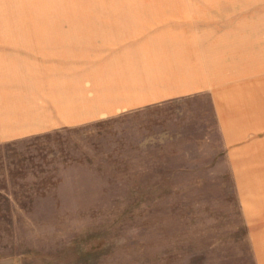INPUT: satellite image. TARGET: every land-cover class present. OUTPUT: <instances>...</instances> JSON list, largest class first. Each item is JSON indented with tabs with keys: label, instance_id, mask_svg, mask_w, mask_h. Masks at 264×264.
I'll return each instance as SVG.
<instances>
[{
	"label": "rangeland",
	"instance_id": "374dc122",
	"mask_svg": "<svg viewBox=\"0 0 264 264\" xmlns=\"http://www.w3.org/2000/svg\"><path fill=\"white\" fill-rule=\"evenodd\" d=\"M0 44L72 97L96 77L102 105L135 103L0 140V264H255L213 105L176 93L233 85L264 111V0H0ZM256 152L232 169L264 170Z\"/></svg>",
	"mask_w": 264,
	"mask_h": 264
},
{
	"label": "crops",
	"instance_id": "0c3cea01",
	"mask_svg": "<svg viewBox=\"0 0 264 264\" xmlns=\"http://www.w3.org/2000/svg\"><path fill=\"white\" fill-rule=\"evenodd\" d=\"M10 47L13 46L0 44V140L17 132L20 134L24 131H43L55 128L56 124L83 121L87 115L115 114L126 111L135 104L126 96L121 102L118 94L112 96L116 97V101H111L109 105L108 103L102 105L101 101L88 95V87L93 86L97 89L98 85H101L96 77L79 78V82L76 81L74 84L78 95L72 97L71 83L73 81L71 79L67 77L64 80L66 81L64 86L61 80L65 76L57 79L53 73L54 67H41L39 63H25L30 61L32 54L21 53L23 51L20 52V49ZM36 55L42 56L43 59L51 56L47 53ZM120 63L121 66L129 65L125 61ZM84 79H89L90 82ZM194 83L196 82L191 81L183 85L179 91L177 90L176 96L183 101L189 99L193 101L195 97H206L213 105L211 108H213L212 113L225 157L224 161L230 166L229 177L237 180L238 184L236 191L241 224L246 227L255 264H264V170L249 168L239 170L235 167L240 163L255 162L257 149L264 145V135L262 138L249 136L250 132H255L256 136L257 132L264 134V111L257 109L258 102L263 101L262 95L260 98L252 99L253 97H248L251 93L239 91L233 85H229L227 89L222 85L215 87L213 81H203L201 82L203 85L199 86ZM61 87L64 88L60 94L63 95L62 99L57 97V89ZM113 87V90L116 89L115 83ZM170 96L164 95L160 98ZM144 97L151 98L149 95ZM57 106L63 108L61 117L56 116ZM193 147L196 145L190 147L191 149L186 146L185 149H188L184 153L196 154ZM233 165L235 166L232 169ZM258 252H261V255ZM190 257L194 256L190 255ZM185 264L189 263L185 262Z\"/></svg>",
	"mask_w": 264,
	"mask_h": 264
}]
</instances>
